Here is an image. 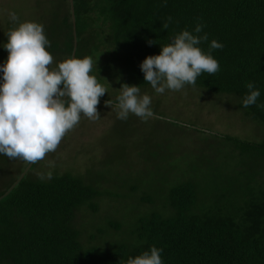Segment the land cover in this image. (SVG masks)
I'll list each match as a JSON object with an SVG mask.
<instances>
[{
	"label": "trees",
	"instance_id": "1",
	"mask_svg": "<svg viewBox=\"0 0 264 264\" xmlns=\"http://www.w3.org/2000/svg\"><path fill=\"white\" fill-rule=\"evenodd\" d=\"M36 2L31 21L44 26L52 66L71 57L75 38L74 57L91 56L92 74L107 88L98 106L106 109L107 100L117 109L122 84L151 87L140 65L176 34L185 29L207 33V41L199 46L208 52L213 39L223 44L212 50L220 71L202 73L194 87L237 98L244 117L262 125V137L222 135L227 147L214 156L220 160L217 172L204 170L216 162L209 155L204 162L192 159L184 170L178 169L180 175L164 168L166 163L173 166L169 158L147 156L155 166L148 164L139 172L153 179L139 177L142 187L151 181L140 196L133 197L136 185L126 191L132 193L131 203L147 209L127 207L136 210L127 215L129 237L107 247L83 239L76 213L85 206L99 207L103 193L113 197V188H104L99 178L88 181L69 171L51 172V179L41 180L35 173L37 163L17 180L28 163L0 155V264H126L152 246L162 249L163 264H264V108L257 106L264 104V0H72L75 33L69 0ZM169 16L172 20L164 29ZM197 23L204 25L199 34L194 32ZM0 49L7 51L4 45ZM248 82H254L261 95L257 105L245 108ZM134 121L130 114L127 122ZM114 192L118 207L124 197ZM123 223L108 220L115 230Z\"/></svg>",
	"mask_w": 264,
	"mask_h": 264
},
{
	"label": "rangeland",
	"instance_id": "2",
	"mask_svg": "<svg viewBox=\"0 0 264 264\" xmlns=\"http://www.w3.org/2000/svg\"><path fill=\"white\" fill-rule=\"evenodd\" d=\"M34 4H37L36 0H0V48L7 43L6 30L15 25L10 20L9 13L15 12L19 22L34 20ZM7 58L8 52L0 49V67ZM2 81L0 76V84ZM118 89L121 93V88ZM140 89L141 94L146 93L152 98V104L155 105L152 110L157 118L153 116L143 121L133 115L135 121L127 122L117 118V109L98 107V104L100 119L91 121L82 116L79 125L63 138L57 150L36 164L37 174L43 171H69L88 181H92L93 177L99 178L104 188H113V197L109 199V194L103 193L99 207L95 204V208L87 209L85 206L76 213V220L82 223L79 227L83 239L87 238L88 242L97 247H107L110 242L129 237V230L126 228L130 217L127 215H131V212L135 215L136 210L127 211V207L147 209L145 205L131 203L133 197L140 196L144 186L151 182L146 181L142 184L143 187L138 185L139 177L148 175L139 172V169L144 172L142 168H148V164L155 166L153 160L149 159L150 162H147V156L156 157L157 153V156L169 158L173 166L166 163L164 168L169 169L171 175H180L181 173H177L178 169L182 167L184 170L192 159L195 162H204V158L209 155L216 162L211 163L210 168L205 166L204 170H208L206 173L211 170L217 172L220 166L217 161L220 160L214 156L221 147H227L222 135L248 140H259L262 137V125L244 117L235 97L210 93L190 85L180 91L166 89L163 94H157L152 87ZM108 98L112 99L113 96ZM164 119L176 122L175 125L181 124L182 127L174 126ZM147 136L150 139L145 141L143 137ZM147 145H150L149 149L143 147ZM148 177L151 180L154 176L150 174ZM130 185H136L133 197L130 196L131 192L130 195L126 192L132 191ZM115 190L124 197L118 205L123 208L115 207L119 200L115 198L118 196ZM126 202L129 204L122 206ZM110 218L123 219L121 229L110 228Z\"/></svg>",
	"mask_w": 264,
	"mask_h": 264
},
{
	"label": "clouds",
	"instance_id": "3",
	"mask_svg": "<svg viewBox=\"0 0 264 264\" xmlns=\"http://www.w3.org/2000/svg\"><path fill=\"white\" fill-rule=\"evenodd\" d=\"M9 18L16 26L6 34L4 48L8 58L0 67L3 73L0 155L38 163L57 150L63 138L79 125L82 116L91 121L101 118L97 106L107 88L92 74L91 56L68 57L53 67L54 57L48 51L50 41L44 26L36 21L19 22L15 12H10ZM171 20V16L167 17L162 28L168 29ZM203 27L197 23L194 32L201 33ZM207 39V33L196 35L182 30L170 43L162 45L158 55L143 60L140 68L144 81L157 94H163L166 89L180 91L186 85L194 86L202 73L215 75L220 65L212 50L222 49L223 44L213 39L205 52L199 45ZM246 87L249 92L243 99V107L257 105L260 90L254 82H248ZM120 88L115 105L118 119L127 120L130 114L143 121L153 118L152 98L148 94H141L138 85L125 83ZM105 103L112 107L111 100ZM257 106L264 108V104ZM51 176V172L38 173L41 180ZM161 252L162 249L152 246L134 258L129 257L126 264H163Z\"/></svg>",
	"mask_w": 264,
	"mask_h": 264
},
{
	"label": "water",
	"instance_id": "4",
	"mask_svg": "<svg viewBox=\"0 0 264 264\" xmlns=\"http://www.w3.org/2000/svg\"><path fill=\"white\" fill-rule=\"evenodd\" d=\"M70 1V8H71V12H72V23H73V30H74V33H75V28H74V15H73V5H72V0H69ZM75 47H76V39L74 38V42H73V49H72V53H71V57H74V52H75ZM66 98V97H65ZM64 98V99H65ZM32 164V163H31ZM31 164H27L26 168L22 171V173L20 174V176L18 177L17 180H19L23 175L24 173L26 172V170L29 168V166ZM8 191V190H7ZM7 191L5 193H7Z\"/></svg>",
	"mask_w": 264,
	"mask_h": 264
}]
</instances>
